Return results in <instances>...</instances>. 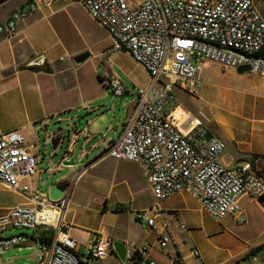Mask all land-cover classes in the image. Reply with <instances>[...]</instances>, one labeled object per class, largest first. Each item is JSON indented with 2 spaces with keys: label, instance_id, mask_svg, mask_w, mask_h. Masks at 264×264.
Segmentation results:
<instances>
[{
  "label": "built area",
  "instance_id": "built-area-1",
  "mask_svg": "<svg viewBox=\"0 0 264 264\" xmlns=\"http://www.w3.org/2000/svg\"><path fill=\"white\" fill-rule=\"evenodd\" d=\"M37 1L50 5L53 0H28L25 7L0 23V34L12 38L17 23L37 10ZM256 1H81L114 41L106 52L125 49L148 75V82L136 88V102L119 138L104 151L109 157L140 166L153 203L149 209L135 211V217L147 228L157 229L152 213L160 211L159 201L180 191L197 199L216 220L232 215L239 223L246 220L241 197L258 200L264 194V181L249 160L226 164L225 141L213 133L206 138L210 130L203 121L186 110L177 116L178 107L173 106L175 89L196 93L205 61L216 62L222 68L249 65L251 73L264 77V18ZM100 83L116 96L127 94L122 92V81L103 78ZM35 167L36 158L28 152L21 133L16 129L0 133V182L31 201L11 206L1 214L0 229L36 230V264H100L106 260L112 250L109 235L94 233L85 253L79 254L76 241L67 232L70 187L57 200L46 194L29 195L30 189L22 180L32 175ZM47 230L53 231L52 239L41 242V233ZM170 238L169 234H161L160 248ZM29 240L25 233L0 236V264H17L2 260V253ZM146 244L138 251L139 264H158L147 255ZM191 254L200 255L197 249ZM174 262L183 264L179 256Z\"/></svg>",
  "mask_w": 264,
  "mask_h": 264
},
{
  "label": "rangeland",
  "instance_id": "rangeland-1",
  "mask_svg": "<svg viewBox=\"0 0 264 264\" xmlns=\"http://www.w3.org/2000/svg\"><path fill=\"white\" fill-rule=\"evenodd\" d=\"M20 1L9 0L0 4V17L6 14L8 8ZM81 1L53 0L50 5L37 1L38 11H36L41 12L43 18L37 26L35 23L33 27H30L29 31L33 30L35 35L36 30L40 32L41 47L44 48L47 43L63 55L54 62L56 79L61 77L62 66L66 65L71 81H79L80 85L77 87L74 84V89L68 94L71 101L70 109L57 114L45 124L30 122L18 125L17 131L23 135L26 146L33 150L36 158L34 173L25 177L22 182L28 185L29 195H45V188L48 184L56 181L67 182L68 185L73 184L74 195L78 196L76 199L78 205L72 201L69 203L71 211L66 214L65 221H71L73 227L84 229L111 226L121 232H126L130 240L137 241L141 238L140 241L144 240L143 243H147L149 248L155 238V230L145 227V222L138 221L135 217V208L149 209L153 201L151 191L143 177L135 174L134 182L131 183L135 188V196L131 202L126 201L124 212L116 214L109 210L103 213L102 204L96 200L98 197L106 196L105 198L109 201L115 199L116 196L123 198L122 193H117L118 187L108 193L110 183L107 180L99 184L96 182L95 176L105 167L107 168L105 166L107 161L104 160L101 166L93 167L87 172H81L85 165L103 149V146L99 145L87 152L90 147L88 144L86 152L81 154L89 126L88 119H91L90 124L93 123L91 128L97 131L94 138L98 141L107 137V133L111 134L114 127L120 130L121 124L129 114L130 105L135 101L136 88L142 86L131 81H148L144 68L135 62L125 49L118 47L110 53L106 52L114 41L106 30L88 14ZM82 51H88L90 56L80 65H75L72 57ZM99 77L102 79L116 78L123 81L128 88V93L122 96L114 95L110 89L102 86ZM200 79L201 83L195 94L180 89L174 90V103L180 106L175 110V114L180 116V114H185L186 110L190 115L202 119L209 128L212 125L203 116L208 117L209 112L216 113L225 109L232 105L231 101L239 99L240 95L235 90L236 82L233 79L231 68H222L216 62L205 61L201 67ZM23 112L24 105L20 95L15 90H8L4 105L0 108V122L8 128L15 126L13 124L19 122L23 117ZM187 124L185 123L184 126L186 127ZM75 133L79 136L75 137ZM212 133H216L215 128L212 129ZM53 136H59V146L52 142ZM70 143L72 165L66 166L60 163L61 156L65 154ZM119 161H116L118 169L130 171L135 169L133 162L131 164ZM262 164L264 165V160L260 165ZM182 192L185 193L181 191L159 201L160 207L165 211L182 205L194 209L188 226L179 230L181 239L178 237L175 239L176 247L181 255L186 256L195 248L198 249L200 255L212 258L216 264H230L219 263V261L231 252L234 253L237 250L236 246L239 245L238 242L244 241L253 248L264 243V210L255 203L246 208L244 223H237L230 216L216 220L205 209H201L197 201L188 196L187 192L180 194ZM91 195L96 199L89 202ZM23 196L0 184V215L3 214V207L15 205L23 199ZM73 212L77 214V217L72 220ZM19 232L32 234V230L29 229L9 228L5 235ZM82 242L84 241L80 243L78 241L80 244L78 249L81 254H84L85 249L81 245ZM37 243L31 242L30 247L22 253L5 252L2 260H5V256L9 253L20 256L21 261H16L18 264H36L35 255L39 248V243ZM174 250L175 245L171 240L167 246L157 252L162 264H173L169 258L175 256ZM247 253L238 258L240 259ZM251 257L255 259L253 264H264V246ZM238 258L233 257L230 262L234 263ZM110 262V264H139L130 257L122 262L116 253L112 255ZM184 263L200 264L201 262L192 255L185 258Z\"/></svg>",
  "mask_w": 264,
  "mask_h": 264
},
{
  "label": "crops",
  "instance_id": "crops-1",
  "mask_svg": "<svg viewBox=\"0 0 264 264\" xmlns=\"http://www.w3.org/2000/svg\"><path fill=\"white\" fill-rule=\"evenodd\" d=\"M8 1L9 0H5L0 4H3ZM27 3L28 0H21L16 5H13L10 8H8L6 14L0 17V23L6 22L9 19L12 12H14L19 8L25 7ZM256 4L262 17L264 18V0H257ZM37 11L30 13L26 18L20 20L17 23L16 33L12 38L7 39L4 36V34H0V108L4 105L5 95L8 90H15L20 95L24 105L23 117H21L19 122L13 124L15 126H11L9 128L4 126L0 122V133L12 129L17 130V128H19L18 125L22 123L36 122L40 124L41 123L45 124L49 119L55 117L57 114H60L70 109L71 101L68 98V94L70 93V91H72V89H74L75 85L76 86L80 85L79 81L76 82L71 81V79L68 76L69 71H67L68 68L66 67V65L62 66L63 67L62 71H60L61 77L59 79H56V75H55L56 70H55L54 62L56 61L57 58H62L63 55L59 51L53 49V47L51 45H48L47 43H45L44 48L41 47L42 44L40 45V42L42 41V36L40 32L36 30V35H35L33 30L29 31L30 27H33L35 23L37 26V23L41 21V19L43 18L42 13L41 12L39 13ZM40 55H43L42 62L36 65L42 66L44 63H48V65L51 67L50 72L44 70L34 71L26 68L27 66L31 65L30 63ZM230 68L233 74V79L236 82L235 90L239 93L240 96L238 97L240 98L231 101L230 104L232 105L227 106L225 109H222L221 111H217L216 113L209 112L208 117L203 116L208 121H210V125H212V127H209L210 132L212 133V129L215 128L216 131L215 134L220 136L225 141L226 148L223 153V160L228 165L235 164L243 160H247L249 156L252 155L253 153L264 154V77H260L256 74H253L249 70L245 72H239L237 71V68L234 67H230ZM131 82L139 83L138 85H143V84L145 85L148 81H131ZM127 93H128V88H127ZM134 99L135 101H133L132 104L130 105L129 113L134 107V104L136 102V96ZM173 106L180 107L178 105H175V103ZM125 119L121 124L120 130L114 127L112 133L111 134L107 133L108 136L102 138L101 141H98L97 139L94 138L96 137L97 131L91 128L93 123L90 124L91 119H88L89 126L87 133L85 135V140L83 142L84 148L81 149V154L86 152L88 144H90V147L88 148L87 152L94 147H98L99 145H102L103 149L85 165V167L81 170V172L84 173L89 171L93 167L101 166L104 160H106L107 163L105 166H107V168L105 167L104 170H102L97 176H95L96 182L99 184V182L101 183L107 180L110 183V189L108 193H111L112 189L114 190L115 187H118L117 193L119 194L122 193V197H123V198H119V196H116L115 199L109 201L107 198H105L106 196H101L100 198L98 197L96 199L95 196L91 195V199L89 198L88 201L91 202L92 199H96L97 202L102 204L101 206L103 213L109 210H111L110 212L116 214L124 212L126 209V201L131 202L135 196V188L132 187L131 184L132 182H134L135 176L137 175L143 177V179L145 180L142 170L137 163L133 162V164L135 165L134 166L135 169L133 171L122 168L120 170L118 169L117 167L118 163L116 162L119 160L109 157L104 153L108 145L119 138L123 130ZM200 120L202 121V119ZM80 133L81 131L79 132V134ZM79 134L75 133L74 136L77 137L79 136ZM53 137H57V143L55 144L57 145L59 142V136H53ZM57 146H59V144ZM26 148L28 152H30L31 154L34 153L33 150L29 149V147L26 146ZM71 148L72 146L70 143L67 146V150L65 154L61 156V159H63L66 156L71 157L70 155L72 150ZM84 149L85 151H83ZM110 158H112L113 160ZM130 163L132 164V162ZM56 182H60V181H56ZM0 184L6 187L1 182ZM64 186L66 189H69L70 187L68 210L66 212L67 214L69 211H71L70 210L71 207L69 206V203L72 201L74 204H77L76 199L78 198V196L74 195L75 187L73 186V184L68 185L66 182V185ZM6 188L11 190L8 187ZM180 194H186V192L185 193L182 192ZM187 194L195 201H197L201 209L204 210L201 203L197 199H195L189 193ZM152 203L153 201L151 202L149 208H151ZM240 203L244 215H246L245 214L246 208L251 207V205L254 203L258 207L264 210V205L260 204L258 200H253L247 196L241 197ZM19 204L28 205L31 204V201L29 200L28 197L24 195L23 199L17 202L15 205H19ZM11 206L3 207L2 213H5L7 209ZM116 207H120L122 210L116 211L115 210ZM159 208L160 211L153 215L154 221L156 222L157 225V229L154 231L155 238L152 243L150 242L151 243L150 247L147 249V255L154 258L157 261V263L160 262V264H162V261H160L158 257L159 255L157 254V252L161 250L159 246V237L161 234H169L171 237L170 241L172 240V243L175 245V250H174L175 256L169 259L173 264H175L174 257L179 256L183 263L185 258L192 256L191 254L192 250L186 256L181 255V252L176 247L175 239L176 237L181 239L180 236L181 233L179 232V230L186 228L188 226V224L192 220V214L194 209L182 205L181 207H173L165 211L163 208L160 207V203H159ZM140 209H145V207H137L135 208V211ZM66 216L67 215H65V220H66ZM228 216H230L233 220L239 223L234 216L232 215H228ZM76 217L77 214L73 212L72 220L75 219ZM66 223H68L69 225L67 228V232L69 236L76 241L77 250L79 254H81L78 249V246L80 245L79 243L81 241H84L81 243V245H83L85 249L91 236L94 233H98V232H103L109 235L112 239H119L124 241L128 249L127 258L128 257L131 258L134 251L138 252L144 241V240L140 241L141 238L137 240L138 242L130 240L126 232H121L117 229L112 228L111 226L110 227L102 226V227H97L96 229L95 228L84 229L79 227H73L71 221L70 222L66 221ZM8 229L9 228L0 229V236H6L5 232ZM19 233H23V232H19ZM112 233H114L115 235H113ZM29 236H30V240L26 245H23L19 248H12L5 252L22 253L24 250L30 247L31 242L37 243L36 230H32V234H30ZM238 243L239 245L236 246L237 250L234 253L231 252L229 255H227L225 258L219 261V263L227 262L230 264H234L233 262H230L231 258L236 256L238 258L240 257V255L249 252L250 249L253 248L244 241H240ZM167 244L165 246H167ZM9 253L5 256V260L13 261L15 263H17L16 261L18 260L21 261V259L19 258L20 256ZM113 254H115V252L111 250L107 259L100 262V264H110L111 263L110 258L112 257ZM167 254L168 256H170L169 253ZM196 258L200 260L201 262L200 264H216L212 258L206 257L205 255H199V257ZM247 261L253 263L255 262V259L251 257L246 261H241L239 264H243L244 262Z\"/></svg>",
  "mask_w": 264,
  "mask_h": 264
},
{
  "label": "water",
  "instance_id": "water-1",
  "mask_svg": "<svg viewBox=\"0 0 264 264\" xmlns=\"http://www.w3.org/2000/svg\"><path fill=\"white\" fill-rule=\"evenodd\" d=\"M90 56V53L88 51H82L77 54H75L72 57L73 63L75 65H80L83 63L88 57ZM43 55L38 56L34 61H32L30 64L31 65H36L40 64L42 62ZM249 70V65H241L237 67V71L239 72H245ZM212 135L211 132L206 133V138H209ZM61 164L70 166L72 165V160L71 157L66 156L63 159H61ZM67 190L64 186L63 183L56 182V183H50L46 188H45V194L49 199L52 200H57L60 199L64 194H66ZM112 250L116 253L118 258L122 261L125 262L127 259V245L124 241L119 240V239H112L111 242ZM132 259V258H131Z\"/></svg>",
  "mask_w": 264,
  "mask_h": 264
},
{
  "label": "trees",
  "instance_id": "trees-1",
  "mask_svg": "<svg viewBox=\"0 0 264 264\" xmlns=\"http://www.w3.org/2000/svg\"><path fill=\"white\" fill-rule=\"evenodd\" d=\"M5 0H0V3L4 2ZM263 55H264V52H263ZM26 68L30 69V70H34V71H37V70H44V71H47V72H50L51 71V67L48 65V63H44L42 66H39V65H29L27 66ZM101 77H99V80L101 81ZM52 142L54 144L57 143V137H52ZM249 160L252 165H253V168L255 169L256 173L258 174V176H260L263 181H264V165H260L261 162L264 160V154H257V153H253L252 155L249 156V158L247 159ZM64 185H66V182H63ZM258 201L260 202V204L264 205V194L262 196L259 197ZM116 211H120L122 210L120 207H116L115 209ZM52 236H53V231L52 230H47V231H43L41 233V236L39 238V240L41 242H48L52 239ZM264 246V243L250 249V251L245 254L243 257H241L240 259H237L234 264H239L241 261H246L248 260L251 256L255 255L256 251L258 249H260L261 247ZM132 259H134L137 263H138V258H139V255H138V252L137 251H134L133 255L131 256Z\"/></svg>",
  "mask_w": 264,
  "mask_h": 264
},
{
  "label": "bare ground",
  "instance_id": "bare-ground-1",
  "mask_svg": "<svg viewBox=\"0 0 264 264\" xmlns=\"http://www.w3.org/2000/svg\"><path fill=\"white\" fill-rule=\"evenodd\" d=\"M112 82H120V80L115 78L112 79ZM122 92H127V88L124 84H122Z\"/></svg>",
  "mask_w": 264,
  "mask_h": 264
}]
</instances>
